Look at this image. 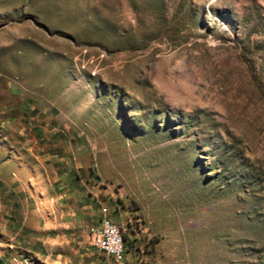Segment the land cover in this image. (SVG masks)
Returning a JSON list of instances; mask_svg holds the SVG:
<instances>
[{
  "label": "rangeland",
  "instance_id": "rangeland-1",
  "mask_svg": "<svg viewBox=\"0 0 264 264\" xmlns=\"http://www.w3.org/2000/svg\"><path fill=\"white\" fill-rule=\"evenodd\" d=\"M89 209L128 264H264V0H0V264H105Z\"/></svg>",
  "mask_w": 264,
  "mask_h": 264
},
{
  "label": "crops",
  "instance_id": "crops-1",
  "mask_svg": "<svg viewBox=\"0 0 264 264\" xmlns=\"http://www.w3.org/2000/svg\"><path fill=\"white\" fill-rule=\"evenodd\" d=\"M78 198L79 197H37L39 204L37 203L35 205L32 217L37 219L36 233L45 234V241L48 245L53 244L51 242L57 240V236L61 234V232H67V235H72L75 233L77 225L84 224V213L77 211L76 200ZM61 202H65V206H62ZM89 211H91L90 219H92V216L96 218L95 212H93L92 209H89ZM97 216L95 220L96 224L100 217L99 215ZM90 223L93 222L89 221V224ZM73 231L74 233H72ZM47 234L53 235L51 240L47 238L49 237ZM80 236L83 238V232H80ZM82 240L85 242L87 239L85 237ZM94 252L98 254L96 250Z\"/></svg>",
  "mask_w": 264,
  "mask_h": 264
},
{
  "label": "built area",
  "instance_id": "built-area-1",
  "mask_svg": "<svg viewBox=\"0 0 264 264\" xmlns=\"http://www.w3.org/2000/svg\"><path fill=\"white\" fill-rule=\"evenodd\" d=\"M95 226L89 229L91 245L105 259V264H128L125 259L124 242L113 221L101 209Z\"/></svg>",
  "mask_w": 264,
  "mask_h": 264
}]
</instances>
